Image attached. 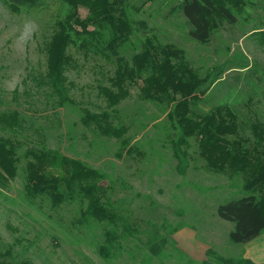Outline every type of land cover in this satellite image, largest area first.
Wrapping results in <instances>:
<instances>
[{
    "label": "rangeland",
    "instance_id": "obj_1",
    "mask_svg": "<svg viewBox=\"0 0 264 264\" xmlns=\"http://www.w3.org/2000/svg\"><path fill=\"white\" fill-rule=\"evenodd\" d=\"M132 25L121 53L127 59L148 40L181 50L202 78L196 111L230 107L241 134L255 141L251 126L264 124V0H245L237 23L224 22L206 44L192 39L182 0H120ZM69 7L41 0L13 12L0 0V114L17 112L20 125L0 126L15 144L17 173L0 183V254L11 264H246L242 244L229 235L233 222L218 215L246 197L244 181L230 169H212L198 139L178 143L179 130L165 105L141 97L142 81L111 108L101 88L111 86L116 64L76 45L66 71L69 101L60 102L44 81L46 46ZM88 10L80 9L85 18ZM107 113V126L121 136L86 125V112ZM33 151L56 152L97 173L94 196L112 215L79 223L88 199L78 190L54 207L48 195L29 198L28 164ZM55 172H58L55 170ZM66 189V188H65ZM81 196V197H80ZM3 261V260H2ZM0 261V263L2 262Z\"/></svg>",
    "mask_w": 264,
    "mask_h": 264
},
{
    "label": "trees",
    "instance_id": "obj_2",
    "mask_svg": "<svg viewBox=\"0 0 264 264\" xmlns=\"http://www.w3.org/2000/svg\"><path fill=\"white\" fill-rule=\"evenodd\" d=\"M6 1L10 9L18 13L23 7H36L41 0ZM62 1L70 9L56 22L54 34L46 46L44 81L51 92L60 102L70 99L66 71L73 62L69 54L72 45L115 63L111 86L101 88L108 106L117 107L129 96V87L142 81V99L169 109L168 118L179 130L180 145L188 138H197L200 155L212 169H230L243 177V188L249 195L218 209L221 219L235 224L230 240L235 244H246L264 234V124L256 122L251 126L255 141L250 142L242 136L239 118L232 108L198 113L196 107L204 93L201 90L210 77L202 78L183 52L173 45L161 47L149 39L143 51L130 60L123 56L121 50L129 42L133 30L120 0ZM246 5L245 0H182L176 11L186 17L192 28V39L206 44L224 22L237 23V16L243 13ZM81 8L88 10L85 18L80 15ZM256 38L264 49V31L257 32ZM109 118L107 113L87 111L83 121L86 125L95 124L106 136H121V130L107 126ZM19 125L17 112L0 114V126L15 129ZM16 145L9 138H0V183L16 177ZM30 156L33 160L28 164L26 186L29 198L48 195L57 207L74 198L69 194L78 190L88 199V208L82 211L79 223L107 220L112 215L110 208L104 207L93 195L99 188L94 182L96 172L56 152L33 151ZM0 261V264H11L4 261L2 254ZM246 264L254 263L247 261Z\"/></svg>",
    "mask_w": 264,
    "mask_h": 264
},
{
    "label": "crops",
    "instance_id": "obj_3",
    "mask_svg": "<svg viewBox=\"0 0 264 264\" xmlns=\"http://www.w3.org/2000/svg\"><path fill=\"white\" fill-rule=\"evenodd\" d=\"M242 245L244 259L254 264H264V234Z\"/></svg>",
    "mask_w": 264,
    "mask_h": 264
}]
</instances>
